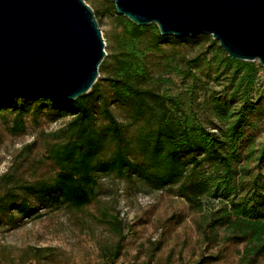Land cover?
Wrapping results in <instances>:
<instances>
[{"label": "trees", "instance_id": "16d2710c", "mask_svg": "<svg viewBox=\"0 0 264 264\" xmlns=\"http://www.w3.org/2000/svg\"><path fill=\"white\" fill-rule=\"evenodd\" d=\"M109 8L116 29L110 52L99 66L100 77L87 93L73 100L23 90L3 96L0 111L14 113L12 133L23 132L24 115L37 111V102L45 100L70 119L50 133L46 158L57 168L53 176L24 181L12 171L0 175V224H14L17 216L40 217L43 208L81 210L96 197L99 178L112 174L150 189L175 186L196 211L204 212L205 202L211 201L199 227L205 242L220 246L189 264L217 262L226 244L237 243L242 244L237 264H264V181L256 176L241 192L237 155L238 143L261 105L260 97L253 95L263 67L257 61L231 58L212 39L211 59L221 66L228 83L225 95L216 92L207 99L216 120L208 126L195 109L197 92L184 98L163 91L168 79L155 74L149 62L150 55L171 40L198 36L162 35L155 23L137 25L119 14L114 1ZM93 9L98 18L99 11ZM198 63L199 57H194L185 67L189 72ZM166 65L171 67L172 61ZM115 105L127 111L126 121L117 116ZM258 159H264V146ZM101 221L118 236L113 246L104 247L107 264H113L124 240L123 222L106 211ZM50 250L31 247L21 264L42 259Z\"/></svg>", "mask_w": 264, "mask_h": 264}, {"label": "rangeland", "instance_id": "374dc122", "mask_svg": "<svg viewBox=\"0 0 264 264\" xmlns=\"http://www.w3.org/2000/svg\"><path fill=\"white\" fill-rule=\"evenodd\" d=\"M85 1L100 13L97 20L108 54L110 37L116 29L109 8L113 0ZM197 36L181 42L171 40L159 52L151 54L149 62L155 74L168 79L161 86L163 91L184 98L190 91L197 92L195 109L203 122L211 126L216 120L210 114L207 99L216 92V95H225L228 82L221 66L211 59L214 47L209 49V45L213 37ZM194 57H199L198 66L188 72L185 61ZM168 60L172 61L171 67L166 65ZM257 86L253 96L260 97L261 105L238 143L241 192L248 190L256 176L264 181V159H258L264 146V69ZM37 103L38 110L29 111L23 117V132H11L14 113L10 109L0 111V175L12 171L18 179L32 181L51 177L57 171L46 158V149L52 142L50 133L64 125L70 114H58L48 100ZM114 109L126 121L127 111L118 105ZM133 129V126L129 128V135ZM210 203V200L205 202L204 212L196 211L178 195L175 186L150 189L140 181L119 179L112 174L102 176L96 197L81 210L43 208L38 211L42 214L40 217L17 216L14 224L1 223L0 263L21 264L22 255L29 248L50 247L44 258L31 259L26 264H107L104 247L113 246L118 236L101 221L106 211L118 214L123 222L124 240L113 264H189L203 253L216 252L220 246L205 242L199 227ZM241 248L240 243L226 244L223 257L211 264H237Z\"/></svg>", "mask_w": 264, "mask_h": 264}, {"label": "water", "instance_id": "95a60500", "mask_svg": "<svg viewBox=\"0 0 264 264\" xmlns=\"http://www.w3.org/2000/svg\"><path fill=\"white\" fill-rule=\"evenodd\" d=\"M162 35L209 34L233 59L264 69V0H113ZM85 0H0V101L15 91L73 100L87 93L107 55Z\"/></svg>", "mask_w": 264, "mask_h": 264}]
</instances>
